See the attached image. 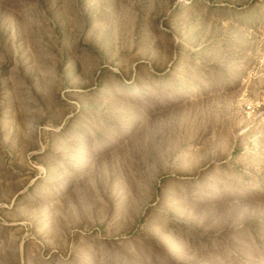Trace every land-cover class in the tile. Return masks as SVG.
I'll list each match as a JSON object with an SVG mask.
<instances>
[{"label":"rangeland","instance_id":"obj_1","mask_svg":"<svg viewBox=\"0 0 264 264\" xmlns=\"http://www.w3.org/2000/svg\"><path fill=\"white\" fill-rule=\"evenodd\" d=\"M0 264H264V0H0Z\"/></svg>","mask_w":264,"mask_h":264},{"label":"built area","instance_id":"obj_2","mask_svg":"<svg viewBox=\"0 0 264 264\" xmlns=\"http://www.w3.org/2000/svg\"><path fill=\"white\" fill-rule=\"evenodd\" d=\"M247 109L250 110L251 109V105H247Z\"/></svg>","mask_w":264,"mask_h":264}]
</instances>
